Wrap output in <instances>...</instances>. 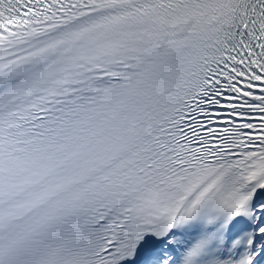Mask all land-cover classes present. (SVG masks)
<instances>
[{
    "label": "snow or ice",
    "instance_id": "obj_1",
    "mask_svg": "<svg viewBox=\"0 0 264 264\" xmlns=\"http://www.w3.org/2000/svg\"><path fill=\"white\" fill-rule=\"evenodd\" d=\"M0 264H264V0H0Z\"/></svg>",
    "mask_w": 264,
    "mask_h": 264
}]
</instances>
